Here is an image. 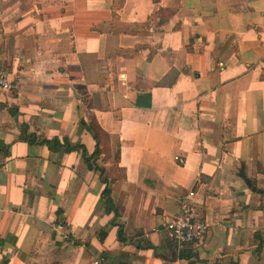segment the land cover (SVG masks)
Wrapping results in <instances>:
<instances>
[{
    "label": "crops",
    "instance_id": "obj_1",
    "mask_svg": "<svg viewBox=\"0 0 264 264\" xmlns=\"http://www.w3.org/2000/svg\"><path fill=\"white\" fill-rule=\"evenodd\" d=\"M0 31V264H264V0H0Z\"/></svg>",
    "mask_w": 264,
    "mask_h": 264
},
{
    "label": "built area",
    "instance_id": "obj_2",
    "mask_svg": "<svg viewBox=\"0 0 264 264\" xmlns=\"http://www.w3.org/2000/svg\"><path fill=\"white\" fill-rule=\"evenodd\" d=\"M0 31V41H1ZM17 88L11 83L6 71L0 69V92H11ZM179 164L183 161L176 158ZM193 195V192L190 193ZM164 231L171 242L180 249L186 245L197 246L207 236L209 226L207 223L199 218L193 217L187 210L183 209L178 216L170 218L162 224ZM58 229H62L61 225H58ZM68 236L64 235V239ZM98 264V262H95Z\"/></svg>",
    "mask_w": 264,
    "mask_h": 264
},
{
    "label": "trees",
    "instance_id": "obj_3",
    "mask_svg": "<svg viewBox=\"0 0 264 264\" xmlns=\"http://www.w3.org/2000/svg\"><path fill=\"white\" fill-rule=\"evenodd\" d=\"M156 1H159V0H156ZM165 12L160 10L158 12V16L160 18H162V15L164 14ZM89 130L91 131V133L93 134V137L95 139V141L97 142V150L96 152L93 154L92 158H96L101 155L103 152L108 155L109 154V136H107V134H105V132H103L100 128V126L97 124V122L95 120H93L90 125H89ZM20 139L22 141H26L27 143L29 144H34V140L33 139H29V138H26L25 137V132L23 131L21 133V137ZM46 146L52 151V152H57L61 149V145L59 143L58 140L54 139V140H51V141H47L46 142ZM68 150V149H67ZM118 154L117 153V156H116V159L118 157ZM85 163H87V160H85ZM103 197L105 198V207H106V212H114L115 214H117V210L115 208V206L113 205V202L111 201L110 199V191L108 189H106L103 193ZM120 230V229H119ZM120 236L122 235V232L120 231L119 232ZM180 258H185V259H188L189 257H183V256H180Z\"/></svg>",
    "mask_w": 264,
    "mask_h": 264
}]
</instances>
